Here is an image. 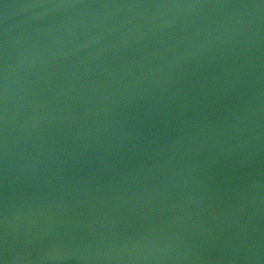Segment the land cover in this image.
Instances as JSON below:
<instances>
[{
    "label": "water",
    "instance_id": "obj_1",
    "mask_svg": "<svg viewBox=\"0 0 264 264\" xmlns=\"http://www.w3.org/2000/svg\"><path fill=\"white\" fill-rule=\"evenodd\" d=\"M0 264H264V0H0Z\"/></svg>",
    "mask_w": 264,
    "mask_h": 264
}]
</instances>
